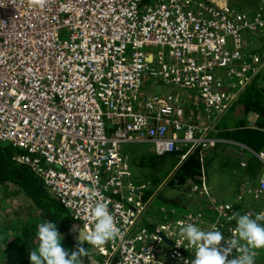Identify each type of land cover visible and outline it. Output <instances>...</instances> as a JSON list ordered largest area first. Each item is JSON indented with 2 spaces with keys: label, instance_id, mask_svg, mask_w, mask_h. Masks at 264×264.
Listing matches in <instances>:
<instances>
[{
  "label": "built area",
  "instance_id": "2783aa9c",
  "mask_svg": "<svg viewBox=\"0 0 264 264\" xmlns=\"http://www.w3.org/2000/svg\"><path fill=\"white\" fill-rule=\"evenodd\" d=\"M262 31L264 11L199 0H46L43 7L0 0V142L20 152L13 159L82 229L92 225L90 204L108 202L121 236L94 249L99 261L89 264H191L196 250L181 238L179 221L238 239L236 207L215 204L203 166L200 187L187 197L206 200L208 212L154 207L165 182L126 184L125 146L174 153L179 164L212 149L219 123L239 117L242 93L264 72V53L246 42L247 33ZM247 114V128H258L261 117ZM256 156L259 199L264 151ZM149 212L162 219L151 224ZM251 251L258 264L259 251Z\"/></svg>",
  "mask_w": 264,
  "mask_h": 264
},
{
  "label": "trees",
  "instance_id": "16d2710c",
  "mask_svg": "<svg viewBox=\"0 0 264 264\" xmlns=\"http://www.w3.org/2000/svg\"><path fill=\"white\" fill-rule=\"evenodd\" d=\"M236 3L239 6L246 2ZM262 32L263 34L259 38L264 39V31ZM254 50L264 53V46L261 49L256 48ZM258 79L259 77L240 97L237 107L240 110L238 116L240 114L242 116L237 120L235 129L232 131L225 130L220 135V137L231 139L246 146L250 151L264 148V131L247 128L248 120H246L248 117L247 113L251 110L255 111L259 117L264 118V108H262V104L264 103V83H259ZM228 124L226 123L225 125ZM125 149L128 150L130 160L136 171H138V179L140 181H150L154 189L161 185L166 178V182L162 187L163 190H166L162 191L161 189L162 192L160 191L162 198L166 199V201L162 199L158 200L185 210L190 205V208L195 210L197 200L188 198L187 194L192 187H200L201 165L204 166L205 157L208 155L210 149L203 156L195 152L179 165H177L178 160L174 153L158 156L152 153L147 146L127 145ZM19 153V151L12 148L9 144L0 142V187L10 185L17 188L20 193L31 201L34 213L28 214L25 218L17 214L18 218H15L13 221L2 222L0 220V264H31L29 252L36 250L39 244L37 226L45 221L57 223L58 231L62 235V247L69 250V252L75 250L77 246L88 249L89 254L80 258L82 264L99 261V258L91 253V245H87L85 242L83 245H79L71 240L70 228L77 226V223L70 217L67 210L59 201L48 192L41 180L31 172L29 167L13 159ZM200 158H202V162ZM212 160L213 154L210 153L206 159V168L214 166ZM238 162L236 158L234 162L230 163L233 166H237ZM249 162L247 167L240 166L237 168L238 170L236 171H239L238 177L242 178L241 174H243V178L254 179L256 177V170L250 165L253 164L251 163L252 160ZM255 166L259 168L257 163ZM233 180L236 185L238 179ZM190 182H194V185L190 186ZM219 203L215 201V204ZM207 207L209 208L208 204ZM208 215L209 219L212 220L213 214L209 212ZM258 264H264V257H260Z\"/></svg>",
  "mask_w": 264,
  "mask_h": 264
},
{
  "label": "clouds",
  "instance_id": "9594fccd",
  "mask_svg": "<svg viewBox=\"0 0 264 264\" xmlns=\"http://www.w3.org/2000/svg\"><path fill=\"white\" fill-rule=\"evenodd\" d=\"M33 2L43 7L46 0ZM85 192L89 194V201H93L97 195L94 188L85 189ZM89 216L92 225L83 228L82 241L91 245L93 249H102L108 242L115 241L121 236V228L109 211L108 202L103 198L90 204ZM232 218L237 223L234 236L238 239H226L215 226L211 231H204L193 223L178 222L181 238L196 250L195 259L191 264H255V252L251 250L264 249V223H261L264 222V212L257 214L255 218L239 213L234 214ZM61 236L57 223L53 221L40 223L37 226L38 248L29 252L31 264H82L80 258L89 254L88 249L77 246L75 250L69 252L62 247ZM222 241L226 246H221ZM233 250L241 254L229 259Z\"/></svg>",
  "mask_w": 264,
  "mask_h": 264
},
{
  "label": "crops",
  "instance_id": "0c3cea01",
  "mask_svg": "<svg viewBox=\"0 0 264 264\" xmlns=\"http://www.w3.org/2000/svg\"><path fill=\"white\" fill-rule=\"evenodd\" d=\"M250 38V37H249ZM248 40V37H247ZM255 48V47H254ZM240 116L236 119H233V117H229L226 119V123H229L228 125H225L226 123L220 122L219 125L217 126L218 129V138L220 137L221 133L224 132L225 130L232 131L236 126L237 120H239ZM204 119V118H203ZM244 120V118H242ZM250 122L253 120V118L248 115L247 119ZM249 123V122H248ZM203 124H206L205 119L203 120ZM256 125L258 128H250L252 130H259V131H264L260 130L259 128L264 127V118H257ZM226 128V129H225ZM221 141L218 142L212 149H210L208 155L205 157L204 160V166L201 165V170L204 167V172L206 175V178L204 179L205 182L208 184L209 191L214 199V201H218L220 203H232L236 207V213H239L240 215L248 214L252 218H255V216L261 212L264 211V193L259 199H255L252 195V191L258 187L260 177L262 174L263 170V163L262 161L256 156V153H259L260 151H264L263 149L260 150H253L250 151L246 146L233 141L231 139H226L223 137L219 138ZM208 151V150H207ZM198 152V151H196ZM199 153V152H198ZM213 154V160L212 162L214 163V166L209 167V172H207V169L205 167L206 165V159L209 157V154ZM176 155V154H175ZM176 158L178 160V156L176 155ZM237 158L240 160L238 162L237 166H233L232 163L234 162V159ZM252 160L250 164L254 169L256 170V177L254 179L252 178H241L237 180L236 185L234 184L235 181L229 177L226 176V173H234L237 172V168L240 166L247 167V165L250 163L249 161ZM256 160V161H254ZM202 162V160L200 159ZM178 162V161H177ZM257 163V168L255 164ZM179 165V163H177ZM203 166V167H202ZM228 166V167H227ZM129 167L131 171V176L128 180H125L126 184L132 183V184H140L144 182H150V181H140L138 179V171H136V168L132 164L130 160V154H129ZM174 168V167H173ZM228 170V171H227ZM202 172V171H200ZM239 172V171H238ZM260 173V175H259ZM201 175V180H202V174ZM259 175V176H258ZM259 177V178H258ZM168 178V177H167ZM200 180V181H201ZM163 182H166V178L164 179ZM151 183V182H150ZM201 185V182H199ZM238 184V185H237ZM194 185V182H190L189 184ZM164 191V190H162ZM161 191V192H162ZM161 192L157 194V196H162ZM159 199H162L159 197ZM206 201V200H205ZM205 201H197L195 210L200 211V212H206L207 211V204ZM224 201V202H221ZM164 202V201H163ZM166 203V202H164ZM193 205V204H191ZM190 207V205H189ZM191 209V208H190ZM154 213L149 212V219L151 221V224H155L159 219L162 218H157V216H153ZM264 223V222H261ZM231 224L235 227H237L236 220L231 218ZM93 249V248H92ZM259 252L262 249H257ZM264 250V249H263Z\"/></svg>",
  "mask_w": 264,
  "mask_h": 264
},
{
  "label": "rangeland",
  "instance_id": "374dc122",
  "mask_svg": "<svg viewBox=\"0 0 264 264\" xmlns=\"http://www.w3.org/2000/svg\"><path fill=\"white\" fill-rule=\"evenodd\" d=\"M244 1L246 3H243L239 6L236 3V2H244ZM230 5H232V7H234L235 9L243 10L247 13H254L259 10L264 11V0H231ZM246 36L248 37V40L246 41L248 51H254V49L256 48L261 49L264 46V39L258 38L254 35L249 36V33H247ZM236 112H237L236 114L239 115L240 112L239 108L236 110ZM221 122L226 123V119L223 118ZM206 169L207 172H209V169L208 168ZM237 174L238 171L234 173H226V176L231 179L239 180L241 177H238ZM241 175L243 178V174ZM160 197L162 198V196ZM162 200L166 201V199L163 198ZM159 205H167V204L160 200H157L154 203V207H158ZM33 213H34V207L31 201L27 197H25L22 193H20L17 188L10 185H5L3 187H0V217H1L0 220L2 222L13 221L15 218H18L17 214L25 218L28 214H33ZM259 253H260V257L261 256L264 257L263 249L260 250Z\"/></svg>",
  "mask_w": 264,
  "mask_h": 264
},
{
  "label": "water",
  "instance_id": "95a60500",
  "mask_svg": "<svg viewBox=\"0 0 264 264\" xmlns=\"http://www.w3.org/2000/svg\"><path fill=\"white\" fill-rule=\"evenodd\" d=\"M199 1H201L202 3L208 2L211 5L218 7V8H224L225 6L231 4V0H199ZM258 80H259V83H264V72L260 75ZM47 190L49 193H51V191L49 189H47ZM83 232H84V229H82L78 225L70 228V233L72 235V239L76 243H78L79 245L84 244V242L82 241ZM91 253L94 254L95 256L98 255L97 251H95L94 249H92ZM95 264H98V263L96 262Z\"/></svg>",
  "mask_w": 264,
  "mask_h": 264
},
{
  "label": "flooded vegetation",
  "instance_id": "af4514ba",
  "mask_svg": "<svg viewBox=\"0 0 264 264\" xmlns=\"http://www.w3.org/2000/svg\"><path fill=\"white\" fill-rule=\"evenodd\" d=\"M262 87H263V86H262ZM71 240L74 241V240L72 239V235H71ZM74 242H75V241H74Z\"/></svg>",
  "mask_w": 264,
  "mask_h": 264
}]
</instances>
